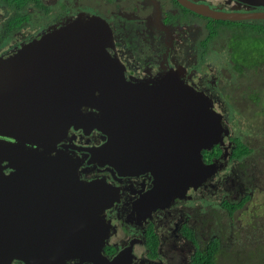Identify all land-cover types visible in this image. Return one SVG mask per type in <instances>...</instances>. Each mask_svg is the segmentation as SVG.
<instances>
[{
  "label": "flooded vegetation",
  "instance_id": "af4514ba",
  "mask_svg": "<svg viewBox=\"0 0 264 264\" xmlns=\"http://www.w3.org/2000/svg\"><path fill=\"white\" fill-rule=\"evenodd\" d=\"M0 1L6 4L0 8L4 12L0 14V62L12 60L24 46L53 30L83 23L79 31L68 33L72 38L79 37L69 39L73 45L61 42L59 46H49L39 55L46 63H34L41 72L51 73L58 88L64 90L65 85L78 84L79 92L106 90L108 87L92 86L96 65L103 69L117 66L125 80L140 85V90L160 93L165 88L171 98L183 95L178 92L186 89L187 95L193 91L197 98L204 96L206 106L227 131L210 149L201 150L207 173L176 183L172 170L154 164L155 161L141 160V165L117 169L99 151L108 141V135L100 129L99 110L83 108L77 117L76 109L70 113L68 127L56 141L57 151L73 159L84 181L103 180L113 197L103 212L91 213L98 217L106 233L98 253L63 264H223L219 260L220 255H225L222 232L227 219L223 218L238 219V211L256 199V190L264 188L260 177L253 173L251 176L248 167L252 157L247 156L253 151V143H248L251 139L246 134L242 137L244 128L256 124L261 126L256 136L262 137L256 139L257 143L261 145L264 139V101L259 95L264 91V80L257 79L264 77L260 76L264 51L263 46H252V42L262 40L256 30L264 26V17L259 16L264 14V4L245 0ZM201 7L226 16L216 18L196 10ZM30 18L34 24L28 30L25 21ZM96 20L105 23L99 25ZM93 23L109 35L106 50L110 58L104 64L92 61ZM216 59L220 60L218 65ZM3 73L1 86L20 75L21 66ZM165 82L171 84L166 86ZM243 105L248 109H243ZM77 118L83 119V125L74 123ZM154 140L159 144V138ZM242 144L250 152L234 156V150ZM124 146L128 154L145 157L134 143ZM145 146L150 145H142L144 151ZM241 158L245 159L239 161ZM223 169H229L225 177L220 175ZM217 175L226 181L228 196L220 199L217 230L206 241V227L213 225L215 214L208 193L224 190L221 181L214 179ZM258 216L253 215L256 224ZM258 228L260 233L242 230L250 238L248 245L231 256H244L247 264L263 262L264 238L260 234L264 233V217ZM79 234L74 227L72 240ZM94 245L91 236L80 243L79 253L87 255ZM12 264L25 263L14 259Z\"/></svg>",
  "mask_w": 264,
  "mask_h": 264
},
{
  "label": "water",
  "instance_id": "95a60500",
  "mask_svg": "<svg viewBox=\"0 0 264 264\" xmlns=\"http://www.w3.org/2000/svg\"><path fill=\"white\" fill-rule=\"evenodd\" d=\"M245 1L264 4V0ZM203 9L208 7L196 10L216 18L226 16ZM99 25L92 26V61L104 64L108 55H93L102 42L100 34L108 38ZM69 39L79 37L57 29L23 48L12 60L0 62L1 75L16 66L22 71L0 85V264H12L14 259L25 264H63L98 253L106 233L91 213L103 212L112 193L103 180L84 181L73 159L58 152L56 146L75 109L76 117L83 108L99 110L100 129L108 135L99 151L111 165L124 169L143 164L141 160L155 161L172 170L176 183L204 176L207 168L202 165L201 150L210 149L227 132L206 106L204 96L197 98L189 91L191 95L169 98L165 88L160 93L140 90V85L125 80L117 66L103 69L96 65L92 86L108 87L106 90L79 92L78 84L61 90L51 73L41 72L34 63H46L39 55L49 46L73 45ZM77 119L74 123L83 125V119ZM124 143H134L145 157L128 154ZM146 144L150 146L144 151L141 147ZM74 227L80 234L72 240ZM91 236L94 247L81 255L80 243Z\"/></svg>",
  "mask_w": 264,
  "mask_h": 264
},
{
  "label": "rangeland",
  "instance_id": "374dc122",
  "mask_svg": "<svg viewBox=\"0 0 264 264\" xmlns=\"http://www.w3.org/2000/svg\"><path fill=\"white\" fill-rule=\"evenodd\" d=\"M5 5L6 4L3 3V1H0V8H4ZM0 14H4V12L1 11V9H0ZM25 23H26V28L28 30L31 29L32 24H34L32 21V18L26 20ZM82 24L83 23H76V24L68 26V27H61L58 30H60V32H62L63 34L64 33H67V34L68 33H76L77 31H79L78 28ZM81 32H84V31H81ZM99 37L102 39V42L100 44L96 45V51H94L93 55H97L98 57L108 55V59H109L110 55L108 54V51L106 50V41L107 40L104 36H99ZM108 37H109V35H108ZM25 42H27V41H25ZM28 46H24L23 48L27 49ZM35 48H36V46H34L32 48V50H34ZM97 48H98V50H97ZM99 50H101L100 53H99ZM20 51H22V49ZM219 62H220L219 59L215 60V63L217 65L219 64ZM260 76H264V70H262ZM256 77H259V76H256ZM257 79L258 80H264V77L257 78ZM178 87H180V86H178ZM263 87H264V85H263ZM178 93L185 94V93H188V91L186 89H183V91L180 90ZM259 93H260L259 95H261L260 96L261 100L264 101V91L259 92ZM234 96L237 99L239 98L237 91L234 92ZM247 106L250 107L251 104L248 103ZM247 106L243 105L242 108L247 110L248 109ZM259 107H261L260 104H259ZM260 127L261 126L255 124L254 127L244 128L245 130L242 133V137H244V135L246 134L247 137L249 139H251V141L248 143H250V144L253 143V144H251L253 146V151L249 156H247V157H252L250 159V162L248 163V167L252 171L251 176L253 173V175L255 177H260V184L264 185L263 184L264 183V139H263V143L261 145H259L256 141V139L261 140V138H262L260 136H256L258 133L257 129H260ZM245 158H241L239 161H243ZM229 164H232V163H229ZM225 166H227V164ZM232 166H233V164H232ZM228 170L229 169H223L221 171L220 175L225 177L228 174ZM214 179H218L221 181L222 187L224 188V190H219L218 194H216V193L212 194L210 192L208 193V195H210L212 197V198H210V201H211L210 205H211V208L215 211V214L213 215V222H212L213 225H211V226L207 225V227H206L208 230V235H209V236H206V241L213 235L215 230H217V224L215 223V220L217 219L216 209L218 208L220 199H222L224 196L225 197L228 196L227 189L225 186L226 181L219 178L218 175ZM256 196H257L256 199L253 200V202L251 204L245 205L240 211H238V219H235V218L232 219V218H229L226 216L223 218V220H225V219L229 220V221L226 220V222H225L226 229L222 232L223 237L225 238V255H220L219 260L222 261L223 264H247L244 256L235 257V256H231V254L235 251H238L239 249H243L244 247H246L248 245L246 243L250 240V238L248 236L244 235L242 230L250 229L251 231H255V232L260 233L258 227L260 225V219L264 217V188L261 189V191L256 190ZM254 214L259 215L257 218V221H258L257 224L255 222V218L253 217ZM230 229H233V230L231 231ZM236 229L240 232V235H238V236H237V230ZM260 236L263 239L264 233L260 234ZM251 264H264V259H263V262H261V263H251Z\"/></svg>",
  "mask_w": 264,
  "mask_h": 264
},
{
  "label": "trees",
  "instance_id": "16d2710c",
  "mask_svg": "<svg viewBox=\"0 0 264 264\" xmlns=\"http://www.w3.org/2000/svg\"><path fill=\"white\" fill-rule=\"evenodd\" d=\"M259 29L256 30V32H260L261 33V41H257V42H252V46H259L260 48L263 46V51H264V26L258 27ZM238 145V143H237ZM237 148V146H235V149ZM250 152V148L247 145H241L240 148H237V150H234L233 155L234 156H241L243 154H247Z\"/></svg>",
  "mask_w": 264,
  "mask_h": 264
}]
</instances>
